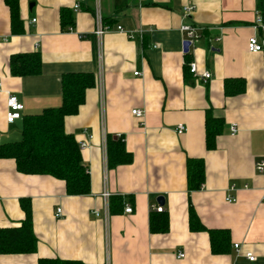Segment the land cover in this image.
Returning a JSON list of instances; mask_svg holds the SVG:
<instances>
[{
	"label": "crops",
	"instance_id": "1",
	"mask_svg": "<svg viewBox=\"0 0 264 264\" xmlns=\"http://www.w3.org/2000/svg\"><path fill=\"white\" fill-rule=\"evenodd\" d=\"M260 2L18 0L13 27L11 10L0 0V148L22 139L25 117L62 106L64 76L91 74L96 81L77 115L65 119L66 132L79 146L89 142L80 153L90 172V194L68 195L63 181L24 174L13 159L0 158V229L21 226L25 201L38 243L33 254L0 255V264L52 258L85 264H264V174L256 170L264 157V85L261 57L247 45L256 33ZM191 5L185 19L184 8ZM97 14L108 28L100 43ZM184 24L202 30L189 53ZM31 53L41 56L40 72L14 76L11 59ZM193 61L198 75L190 73ZM208 72L212 78L205 82L202 74ZM237 79L243 89L232 84L228 92L226 82ZM9 95L24 106L14 123L6 119ZM135 109L144 112L142 121L133 116ZM209 109L223 123L210 150ZM180 125L186 131L178 135ZM107 137L124 143L130 163L109 166ZM189 159L205 164L206 180L196 191L189 190ZM104 193L111 195L108 219ZM156 206L169 215L165 233L151 231ZM192 210L204 229H191ZM213 230L229 232L224 253L212 252Z\"/></svg>",
	"mask_w": 264,
	"mask_h": 264
},
{
	"label": "trees",
	"instance_id": "2",
	"mask_svg": "<svg viewBox=\"0 0 264 264\" xmlns=\"http://www.w3.org/2000/svg\"><path fill=\"white\" fill-rule=\"evenodd\" d=\"M259 11L264 15V0H260ZM11 10L13 27L19 21L18 0H6ZM65 17V11L62 17ZM65 26L71 24L64 21ZM39 53L16 55L11 59L10 68L14 76L38 74L41 70ZM63 100L58 109L47 108L43 113L23 119L22 139L18 143L4 144L0 148V158H10L16 162L19 172L27 175L51 176L66 184L68 195H88L91 192L89 169L83 164L80 146L72 134L66 132L65 119L75 116L86 101V92L96 85L93 75L76 74L63 77ZM241 80L226 82L228 92L232 84ZM238 87V89H239ZM239 91V90H238ZM233 94V93H232ZM207 149L216 147L222 121L213 117L209 109L206 117ZM107 153L109 166L128 164L132 161L131 154L125 150L124 143L119 139L107 137ZM189 190L196 191L205 183V164L201 160H188ZM114 200V199H113ZM112 201V200H111ZM120 205H123L121 201ZM26 218L20 227L0 229V255L33 254L37 249V239L32 224L29 203L23 202ZM156 219L158 221H156ZM190 224L193 231L204 229L192 210ZM169 230V215L165 212L153 214L151 231L165 233ZM211 238L212 252L224 253L230 244L229 232L225 230L208 231ZM38 264H85L82 261L62 260L60 258L40 259Z\"/></svg>",
	"mask_w": 264,
	"mask_h": 264
},
{
	"label": "built area",
	"instance_id": "3",
	"mask_svg": "<svg viewBox=\"0 0 264 264\" xmlns=\"http://www.w3.org/2000/svg\"><path fill=\"white\" fill-rule=\"evenodd\" d=\"M75 11H79L80 7L79 4H75ZM194 6H186L184 8L183 11V17L185 19H188V17H190L191 12L194 10ZM256 19L254 21L253 24V29L254 31H256V33L254 35L251 36V38H249L247 45H248V52L251 54H256L259 55L261 57L262 60V74H263V85H264V15L260 12L257 11L256 12ZM96 20L98 21V28L95 31V35L98 38V43L101 42L102 37L104 36V33L108 30V28L106 26L103 25L102 23V18L100 16V14H97L96 16ZM118 30L123 31L122 27H118ZM181 32H183L186 36V42L189 43L190 46H192L193 44H195L196 42H198L201 38H202V30L200 28H197L194 25H190V24H184L181 27ZM219 41V39H217ZM190 67V73L192 75H198V65L196 62H192L189 65ZM134 75H139V72H135ZM202 77L204 79L205 82H208L209 79L212 78L211 73H203ZM8 101H7V122L8 123H14L16 121H18V119L22 118V110L24 108V106L22 105V103L19 101L18 97H15L13 95H9L8 96ZM264 104V102H263ZM133 116L139 120H143L144 117V112L140 109H135L132 112ZM186 131V128L184 127V125H180V127L177 129V134L180 135L182 133H184ZM238 132V126L236 124H233L231 126V134L236 135V133ZM92 137H90L89 139H91ZM89 147V142L84 141L80 143V149L81 150H86ZM105 150H106V144H105ZM256 170L258 173L260 174H264V157L261 158L260 160H258L256 162ZM233 190V188H231ZM110 193H104L102 195V197H104V201H105V217L108 219L110 212H109V201H110ZM228 202H234L235 199L233 197H228L227 200ZM264 202V200H263ZM154 210H156L158 213H163L165 210L163 209L162 206H156L153 208ZM125 211L126 213H132V207L130 205H126L125 207ZM56 218H62L63 217V213H62V209L58 208L56 210ZM98 216H100V213H97ZM234 248L237 252L239 251V245L235 244ZM185 257V253H181L179 252L178 254V259H184ZM246 257L250 260V261H255L256 258L253 256L252 253H247Z\"/></svg>",
	"mask_w": 264,
	"mask_h": 264
},
{
	"label": "water",
	"instance_id": "4",
	"mask_svg": "<svg viewBox=\"0 0 264 264\" xmlns=\"http://www.w3.org/2000/svg\"><path fill=\"white\" fill-rule=\"evenodd\" d=\"M189 46H190V45H189L188 42H185V43H184V46H183V47H184V52H185V53H189V48H190ZM160 201H161L162 204H163V203H164V198L161 197V198H160Z\"/></svg>",
	"mask_w": 264,
	"mask_h": 264
}]
</instances>
